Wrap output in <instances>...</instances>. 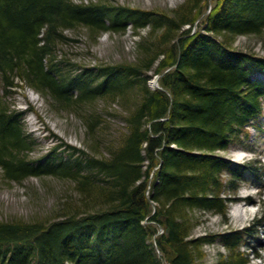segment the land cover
Instances as JSON below:
<instances>
[{"label": "trees", "instance_id": "1", "mask_svg": "<svg viewBox=\"0 0 264 264\" xmlns=\"http://www.w3.org/2000/svg\"><path fill=\"white\" fill-rule=\"evenodd\" d=\"M82 27L93 41L131 28L137 57L72 62L62 45L75 38L65 32ZM262 34L264 0H184L170 12L0 0V170L7 182L64 177L79 196L54 218L0 220V264H249L244 229L194 230L201 212L228 222L247 174L264 176L257 158L220 154L263 116L264 56L234 47L238 35ZM156 75L160 87H150ZM29 86L78 115L85 147L31 157L36 140L24 119L33 108L8 101ZM113 104L125 125L112 138ZM215 242L226 251L207 261L203 246Z\"/></svg>", "mask_w": 264, "mask_h": 264}, {"label": "rangeland", "instance_id": "2", "mask_svg": "<svg viewBox=\"0 0 264 264\" xmlns=\"http://www.w3.org/2000/svg\"><path fill=\"white\" fill-rule=\"evenodd\" d=\"M104 1L134 8L170 12L184 0ZM140 32L146 33L147 31L142 29ZM65 33L75 39L62 45V51L72 62L75 61L80 65L95 66L117 63L134 60L137 57L136 42L139 35H135L131 28H128L127 33L124 34L105 32L98 41L88 38L83 27L67 30ZM234 47L246 51L251 50L264 56V34L260 36L238 35ZM263 76L259 77L264 78ZM155 77L153 76L149 80L150 87H157L155 86L156 82L152 84ZM8 101H12L14 104L12 107L18 110L27 109L30 106L33 108L31 112L26 113L24 119L27 132L36 140L35 150L32 151L31 157L38 159L54 148H59L58 155L63 156L65 147H85V126L76 113L67 109L58 110L46 96L30 86L18 88L14 96L8 97ZM109 111L115 115L108 116V132L111 137H116L120 135L125 125L121 117V106L113 104L112 107H109ZM247 128L249 132L247 138H243L241 142L233 143L227 151L221 150L220 154L240 163L257 158L260 162L256 161V166L259 170L264 171V112L259 120ZM75 189L72 180L56 175L33 176L22 180V182H7L0 170V220L36 219L42 221L57 217L68 207V199L74 202L79 200L78 192ZM237 196L239 199L230 204L228 222L216 213H197L200 221L195 227L194 235L244 229L247 235L240 249L249 253V264H264V223L262 225L258 223L259 220L264 219V176L259 179V177L248 173ZM247 197H250V200L246 199ZM203 247L206 251L205 259L211 262L215 261L219 252L226 251L220 242L206 244Z\"/></svg>", "mask_w": 264, "mask_h": 264}, {"label": "water", "instance_id": "3", "mask_svg": "<svg viewBox=\"0 0 264 264\" xmlns=\"http://www.w3.org/2000/svg\"><path fill=\"white\" fill-rule=\"evenodd\" d=\"M156 80H157V81H156V83H155V86L160 87V86L158 85V78H157ZM160 231H163V227H162V226L160 227Z\"/></svg>", "mask_w": 264, "mask_h": 264}, {"label": "bare ground", "instance_id": "4", "mask_svg": "<svg viewBox=\"0 0 264 264\" xmlns=\"http://www.w3.org/2000/svg\"><path fill=\"white\" fill-rule=\"evenodd\" d=\"M262 76H263V74H262ZM263 77H264V76H263ZM157 78H158V76L156 75L155 80L152 81V84H154V83L157 81V80H156Z\"/></svg>", "mask_w": 264, "mask_h": 264}]
</instances>
